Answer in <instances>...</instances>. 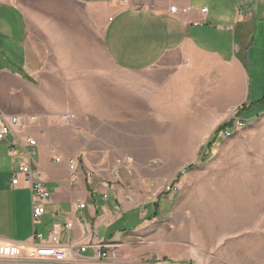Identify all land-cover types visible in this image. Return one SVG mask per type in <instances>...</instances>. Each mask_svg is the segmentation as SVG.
<instances>
[{
    "label": "crops",
    "instance_id": "obj_1",
    "mask_svg": "<svg viewBox=\"0 0 264 264\" xmlns=\"http://www.w3.org/2000/svg\"><path fill=\"white\" fill-rule=\"evenodd\" d=\"M263 35L264 0H0V111L24 125L0 141V242L28 247L34 228L88 244L97 230L99 244L60 264H184L176 190L140 201L117 163L143 161L125 148L146 146L144 132L209 129L242 106L260 109ZM27 136L50 192L34 226L23 175L12 184Z\"/></svg>",
    "mask_w": 264,
    "mask_h": 264
},
{
    "label": "rangeland",
    "instance_id": "obj_2",
    "mask_svg": "<svg viewBox=\"0 0 264 264\" xmlns=\"http://www.w3.org/2000/svg\"><path fill=\"white\" fill-rule=\"evenodd\" d=\"M261 44L260 49L264 38ZM258 69L253 71L260 95L263 64ZM236 112L225 118H234L229 134L227 128L219 132L211 145L218 123L209 129H197L206 126L199 122L179 124L195 128L144 132L146 146L125 148L143 161L117 163L133 177L130 185L140 201L165 193L167 186L176 190L178 237L189 244L184 264H264V107L238 117Z\"/></svg>",
    "mask_w": 264,
    "mask_h": 264
},
{
    "label": "built area",
    "instance_id": "obj_3",
    "mask_svg": "<svg viewBox=\"0 0 264 264\" xmlns=\"http://www.w3.org/2000/svg\"><path fill=\"white\" fill-rule=\"evenodd\" d=\"M121 2H127V0H118ZM202 15L207 13V8H201ZM61 118L63 121L68 122L74 118V115L62 114ZM29 121H34L35 116H29ZM236 124L240 127L244 125L242 120H237ZM24 125L19 116L11 115L5 116L0 111V141L5 140L7 136L14 131L22 132ZM226 134H229L228 128ZM25 145V153L27 161L20 164L13 172L12 184L18 183V175L21 174L24 177L25 182L28 185L31 194V205H32V222L33 226L40 223L42 215L45 213V202L50 197L45 183L40 179L38 171L34 170L30 164L29 159L36 153L37 140L33 137L27 136L23 140ZM10 152L12 155L16 154V148L11 146ZM55 161H59L60 158L55 157ZM77 165L75 159L68 161V167L74 169ZM171 187L167 186V190ZM104 194V198H106ZM83 204H79V207H83ZM64 227L70 229L72 223L70 221L65 222ZM97 230L90 232V241L88 244H74L72 242L68 244H60L58 237L53 231H48V237L44 238L42 233L33 228L32 238L33 242L30 246L25 247L16 243L0 242V259L6 260V264H60L63 261L73 257L74 254L79 250L84 252L87 246H96L99 244L97 241ZM77 246V250L74 247ZM108 256L106 251H99V258H106Z\"/></svg>",
    "mask_w": 264,
    "mask_h": 264
},
{
    "label": "trees",
    "instance_id": "obj_4",
    "mask_svg": "<svg viewBox=\"0 0 264 264\" xmlns=\"http://www.w3.org/2000/svg\"><path fill=\"white\" fill-rule=\"evenodd\" d=\"M252 105V104H251ZM251 105L248 106L251 107ZM254 106L256 105H262V107H264V95L262 96L261 99L257 100L254 102L253 104ZM261 107V108H262ZM248 108H246L245 106H242L241 109H239L236 114H235V117H238L240 115H242L243 113H245L247 110H249ZM233 121H234V118H231L229 120H225L223 122H221L220 124H218L215 129L213 130L212 134H211V138L210 140L208 141V144L211 145L212 142H214L213 138L216 137V135L219 133V132H223L226 128L228 127H231L232 124H233ZM190 167V166H189ZM152 217H155V215H152V216H148L147 219H151Z\"/></svg>",
    "mask_w": 264,
    "mask_h": 264
}]
</instances>
